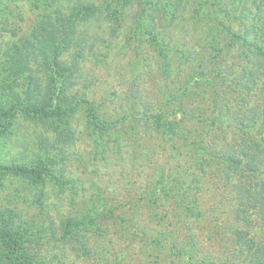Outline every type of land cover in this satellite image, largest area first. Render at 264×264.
<instances>
[{
  "label": "rangeland",
  "instance_id": "rangeland-1",
  "mask_svg": "<svg viewBox=\"0 0 264 264\" xmlns=\"http://www.w3.org/2000/svg\"><path fill=\"white\" fill-rule=\"evenodd\" d=\"M123 4L121 14L97 10L81 27L68 24L63 39L59 36L67 47L60 70L71 77L61 101L75 107L71 136L60 138L56 123L31 116L24 106L1 132L0 165L43 167L40 178L0 169V228L13 235L26 264H186L193 249L211 257L202 262L198 254L196 264L232 261L234 198L222 176L205 177V190L195 197L174 190L165 199L156 183L164 174L163 183L176 189L171 169L181 174L188 164L195 169L185 156L187 145L176 139L184 126L221 144L223 136L232 140L238 133L237 117L246 114L245 106L264 103V55L257 53L263 67H257L252 100L241 104L249 94L244 81L250 66L240 42L231 39L233 31L249 29L257 41L264 0ZM41 13L31 0H0V25L18 31L17 37L11 30L0 35V75L8 73L2 69L8 46L24 34L27 39L41 33L39 26L34 30ZM157 35L164 38L167 60ZM22 72L11 71L6 88L0 80V131L7 115L2 110L48 94L47 67L36 64ZM260 128L255 125L254 133ZM176 197L198 199L208 210L201 223L192 219L198 236L190 239L198 238L200 245L186 246L181 254L177 246L186 231L177 230ZM251 218L258 220L254 213ZM253 228L264 238V224L257 221ZM0 264H15L1 235Z\"/></svg>",
  "mask_w": 264,
  "mask_h": 264
},
{
  "label": "trees",
  "instance_id": "trees-1",
  "mask_svg": "<svg viewBox=\"0 0 264 264\" xmlns=\"http://www.w3.org/2000/svg\"><path fill=\"white\" fill-rule=\"evenodd\" d=\"M31 1H33L36 9L43 10V13L40 14L34 26V30L39 26L41 33L30 36L27 39L25 38L27 34H24L8 46L7 51H4V55L7 58L2 66V69H7L8 73H5L7 75H0V80L4 81L3 87L6 88L12 82L10 78L11 71L16 72L17 76H21L22 71L24 74L26 69H30L33 65L39 64L47 67L49 70L50 78L46 84L48 86V94L46 93L47 96L44 98H40L42 95L39 98L32 97L29 103L21 101L20 104H14L9 111L2 110L1 115H7L5 122L1 124L2 131H0V134L4 131V128H9L12 124L15 117V110L24 106L22 109L27 111L31 116L45 119L50 124V121L56 123L54 130L60 138H69L72 134L71 115L75 107L73 108L71 104L65 106L61 101L63 93L66 92L64 89H67L69 86H65L66 82L71 80V77L67 71L60 70L63 68L61 61L62 55L60 54L67 47L64 45V42H59V36L63 39L61 33H63V29H66L64 27L68 24H76L81 27L84 22L93 16V12L97 10L106 9L111 16L121 14L125 3L123 4V0H113L112 3L104 0V4L97 7L95 2L90 0ZM10 8H6V12ZM5 20H7L5 24H9V19ZM10 30L13 36L17 37L18 31L15 30L14 26L11 25L10 27L9 25V28H6L0 25V35ZM257 31L259 32L256 37L257 41L250 37L251 31L249 29L245 31H233L231 37L234 45H236L235 42H240V48L245 55L246 64L250 66L246 67L249 71L244 81L248 85L249 94L241 100V104L244 101L249 102L252 100V88L258 81V76H260L257 67H263L259 65L258 60L262 58L257 53L264 55V24ZM154 37L163 49V60H167V46L162 43L164 42V38L160 37L159 39L158 35ZM65 39L67 40L64 37ZM70 43L67 44L69 45ZM86 43L88 44L87 39ZM0 51L2 52V48H0ZM254 57H257V59H254ZM11 87L13 88V86ZM71 98L73 97H66V101ZM84 100L85 103H88L85 97ZM1 106L6 107V105ZM245 108L246 114L237 117V122L239 121L238 133H236L232 140L228 139L226 135L223 136L221 144L218 143L219 139H211L204 133H198L195 126H184L183 131L176 139L183 141L187 145L185 156L187 160L193 162L195 169L190 168L189 164L186 165L188 168H185L182 174L177 169H171L172 176L170 179L173 184L178 185L176 189H174V185L171 183H163L162 179L165 178L164 174L163 178L158 179L156 183V189L163 193L165 199L173 196L172 193L174 190L182 191L185 196L192 194L191 196L195 197L194 194L205 190L203 187L205 177L209 175H213L214 178L216 176H222L225 186L229 187L231 190L230 193L234 198L232 214L235 218L230 225L231 242L234 247L232 248V261H221L217 264H239L238 262L241 264H264V238L257 237L253 232L255 230L253 226L257 221L260 224H264V103L253 108L246 106ZM183 115L186 116L187 113H183ZM94 117L96 120V115ZM259 123L261 128L255 134L253 127ZM172 140L169 144L176 145ZM178 152L181 155L183 154L182 149L178 150ZM42 167V165L37 168L17 164L0 165V169L3 171L30 173L38 178H40ZM179 175H182L183 178L179 177ZM176 199L180 201V210L178 211L179 227H177V230L186 231V233L183 232L185 234L179 239L180 245L177 246L181 254L186 246H196L199 244L198 238L190 239L191 236L194 237L195 233L198 236L197 227H193L192 219L193 217L200 218L201 223V220L206 218L208 210L205 205L198 203V199L196 202L188 199L182 200L179 197H176ZM161 207L164 208L166 205ZM253 213L257 215V221L251 218ZM210 229L212 228L210 227ZM0 235L4 237L7 243V253L10 257L14 258L15 264H26L21 247L15 243L13 235L9 234L4 227L0 228ZM201 253L200 260L202 262H207L211 259L206 251H202ZM201 253L193 249L186 264H196L197 255Z\"/></svg>",
  "mask_w": 264,
  "mask_h": 264
}]
</instances>
